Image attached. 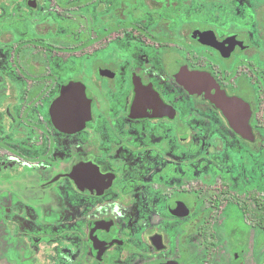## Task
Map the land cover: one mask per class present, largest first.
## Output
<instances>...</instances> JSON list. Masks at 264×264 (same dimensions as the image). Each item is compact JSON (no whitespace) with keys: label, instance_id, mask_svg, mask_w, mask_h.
Returning a JSON list of instances; mask_svg holds the SVG:
<instances>
[{"label":"flooded vegetation","instance_id":"1","mask_svg":"<svg viewBox=\"0 0 264 264\" xmlns=\"http://www.w3.org/2000/svg\"><path fill=\"white\" fill-rule=\"evenodd\" d=\"M263 263L264 0H0V264Z\"/></svg>","mask_w":264,"mask_h":264},{"label":"water","instance_id":"2","mask_svg":"<svg viewBox=\"0 0 264 264\" xmlns=\"http://www.w3.org/2000/svg\"><path fill=\"white\" fill-rule=\"evenodd\" d=\"M197 78H198V76L195 74H191L190 76H187V77L181 76V83L184 84L187 88H190L191 90H195L198 87ZM219 103L223 107V110L226 111L227 106L225 105V101L219 102ZM229 117H230V115H229ZM233 119H234V121H236V118H233Z\"/></svg>","mask_w":264,"mask_h":264},{"label":"rangeland","instance_id":"3","mask_svg":"<svg viewBox=\"0 0 264 264\" xmlns=\"http://www.w3.org/2000/svg\"><path fill=\"white\" fill-rule=\"evenodd\" d=\"M76 17V16H75ZM81 20V19H80ZM79 22V21H78ZM77 22V24L78 25H74L75 27L73 28V31L74 32H80V34H81V32H83L82 31V27H81V23L79 22L78 23ZM81 28V29H80ZM73 32V33H74ZM47 35L49 36V33H47ZM57 36L58 37H60L61 36V34H57ZM67 38H69V37H67ZM73 58H70V59H68L67 61H66V63H67V65H69L70 67H72V68H79L80 66H81V64H82V59H81V57H79V56H77V55H73L72 56Z\"/></svg>","mask_w":264,"mask_h":264}]
</instances>
